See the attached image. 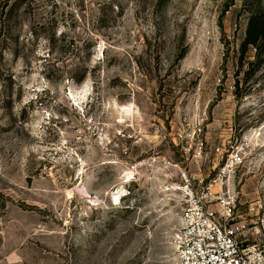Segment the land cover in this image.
<instances>
[{
	"label": "rangeland",
	"instance_id": "1",
	"mask_svg": "<svg viewBox=\"0 0 264 264\" xmlns=\"http://www.w3.org/2000/svg\"><path fill=\"white\" fill-rule=\"evenodd\" d=\"M257 2L0 0V264H176L184 175L264 207Z\"/></svg>",
	"mask_w": 264,
	"mask_h": 264
},
{
	"label": "built area",
	"instance_id": "2",
	"mask_svg": "<svg viewBox=\"0 0 264 264\" xmlns=\"http://www.w3.org/2000/svg\"><path fill=\"white\" fill-rule=\"evenodd\" d=\"M229 161L232 165L235 158ZM224 173L222 170L218 176ZM184 180L187 188L179 190L185 202L172 239L175 263L264 264L261 203L250 205L249 218H243L236 212L231 188H188L186 175Z\"/></svg>",
	"mask_w": 264,
	"mask_h": 264
},
{
	"label": "trees",
	"instance_id": "3",
	"mask_svg": "<svg viewBox=\"0 0 264 264\" xmlns=\"http://www.w3.org/2000/svg\"><path fill=\"white\" fill-rule=\"evenodd\" d=\"M259 4L260 2H257L256 5L253 3L250 6L246 36L242 43L243 50L251 46L257 51V56H260L264 49V6Z\"/></svg>",
	"mask_w": 264,
	"mask_h": 264
}]
</instances>
